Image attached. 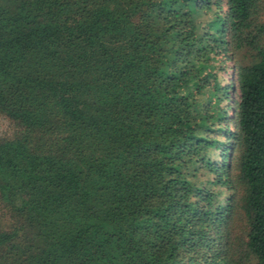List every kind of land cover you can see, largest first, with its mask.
<instances>
[{"label": "trees", "instance_id": "trees-1", "mask_svg": "<svg viewBox=\"0 0 264 264\" xmlns=\"http://www.w3.org/2000/svg\"><path fill=\"white\" fill-rule=\"evenodd\" d=\"M0 113V264H264V0H0Z\"/></svg>", "mask_w": 264, "mask_h": 264}, {"label": "rangeland", "instance_id": "rangeland-1", "mask_svg": "<svg viewBox=\"0 0 264 264\" xmlns=\"http://www.w3.org/2000/svg\"><path fill=\"white\" fill-rule=\"evenodd\" d=\"M243 57H244V62L249 61L246 56L243 55ZM226 62H227L226 65L231 64V59L229 58L228 60H226ZM230 73L231 72H228V71L226 73V76L228 77L227 80H230L231 78ZM228 124H229L228 126L232 128L233 126L232 121H228ZM17 129L18 128L14 122H12L10 119H8L7 117H5L3 114L0 113V137H10L15 134ZM3 212H4V209L2 208L0 204V230L5 229L7 226V218L3 216Z\"/></svg>", "mask_w": 264, "mask_h": 264}]
</instances>
